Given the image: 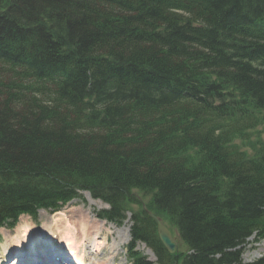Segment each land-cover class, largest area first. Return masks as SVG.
Masks as SVG:
<instances>
[{
  "label": "trees",
  "instance_id": "16d2710c",
  "mask_svg": "<svg viewBox=\"0 0 264 264\" xmlns=\"http://www.w3.org/2000/svg\"><path fill=\"white\" fill-rule=\"evenodd\" d=\"M78 190L132 264H264V0H0V227Z\"/></svg>",
  "mask_w": 264,
  "mask_h": 264
},
{
  "label": "bare ground",
  "instance_id": "6f19581e",
  "mask_svg": "<svg viewBox=\"0 0 264 264\" xmlns=\"http://www.w3.org/2000/svg\"><path fill=\"white\" fill-rule=\"evenodd\" d=\"M29 188H30V186H29ZM80 191H84V190H80ZM79 197H80V195H79ZM79 197L73 199L72 201L78 199ZM72 201H70L69 203H71ZM90 201H91V203H94L95 205H98L99 207L102 205L101 199H100L101 203L99 201L93 200L92 198H90ZM144 204L145 203H143L142 205L144 206ZM28 214H31V213H27V214L23 213L22 216H27ZM126 214H127V217L123 221L122 224H124V222H125V224L129 225V227L127 229L128 237L123 238L122 237L123 234H122V236H121L122 239L120 238L121 241H120V239H115L116 241L114 240L113 243L111 244V246L112 247L114 246L116 248V247H119L120 245H121V247H123L124 245L128 244L126 246V250H127L126 254H128V258L130 260L129 248L131 247V243H132V235H131L132 212L127 211ZM151 215H152V218L156 221V223H157L156 219H159L161 221V223L165 227L168 228V226L163 222V220L161 218V216L163 215L162 213L158 214V215H153V214H151ZM60 216L64 217L65 215L63 213H58V214H54L51 218L54 220L55 223H60L59 222L61 220ZM103 220H105V222H102V221L101 222L103 223L104 227H105L106 222H110V225H109L110 228H113V226H111V223L118 225V226L121 225V224H116V223L109 221L107 219H103ZM167 220H168V224H169L168 229L171 232V235L173 237L175 230L179 231L180 228L178 225H176L175 222L173 223L170 220V218H168ZM63 222L66 223L65 234L63 233V231H60V230L57 232L53 230L50 232L49 231H42V232H38V233H31L34 231L31 228V226H32L31 223H29L27 231H24L21 234V236L18 235L16 238H11V236L8 235L7 237H5L6 249L8 251H6L7 253L5 252L4 254H2L0 256L1 258H4L3 262L0 264H3L4 261H5V264H20V262L22 261L21 257L32 258L34 256L36 257V259L34 260L35 262L34 261L31 262V260L29 259V261L27 262L28 264H51V263H48L49 258L50 259L54 258V260L56 262H59L62 259L65 264H75L73 261L83 262L84 264H87V263L90 264L89 263L90 258H91L90 256L97 257V256H99L98 255L99 253L106 255V254H104V252L107 249V247L105 246V249H103V247H104V245H108L107 241H108L109 237L108 236L103 237L102 233H100V230H98L97 232H94L95 229L99 228V227H97V225H99V223L97 224V223L93 222L90 225L91 222L88 221V215H82L80 217V221L78 224L80 229L77 228L78 226L74 225L75 226L74 227L70 222H68L67 219H65ZM17 224H18V222H17ZM26 225H28V224H26ZM171 226H174V227L172 228ZM23 227L24 226L17 228L16 231L18 229H22ZM45 228H48V227L45 226ZM71 230H78V233L75 231L71 235H69ZM108 231H109V229H108ZM91 232H94V235H92V236L89 235ZM157 232H158V224H157ZM122 233H123V231H122ZM158 235H159V233H158ZM60 236H63V238ZM159 238L161 240L160 235H159ZM15 240H16V242L13 243ZM129 240H130V242H129ZM11 244H12V246H11ZM36 244L39 246H35V247H40V248H36L34 250H31L28 254H23V251H26V250L33 248V246ZM65 244L69 248V250L66 248ZM75 244H76V247H78V248H80V247L82 248L84 246L86 248L85 251L82 253H79L78 250H76L74 248ZM141 244H142V248L145 251V253L138 249V247L141 246ZM147 245L148 244L146 242L139 241L136 244L135 250L139 251L146 258V260L148 262H155L156 261V263H158L157 262V256L155 255L154 251L150 247H148ZM163 245H164V243H163ZM182 247L184 249H187L186 245H182ZM8 248H10V249H8ZM2 249H4L3 246H2ZM176 249H177V246H176ZM261 250H264V245L261 248ZM12 251L15 254L14 258H12V256H13ZM18 251H20V253H21L20 255H18V253H19ZM110 252H111V254H110L109 258L105 259V261H102L101 263H100V261H98L99 264H109V262H113L116 260L117 251L116 250L112 251V249H111ZM169 253H171V252H169ZM113 254H115V255H113ZM171 254H174V253H171ZM256 256H260V254H258ZM99 257L101 258V256H99ZM0 262H1V259H0ZM21 264H22V262H21ZM76 264H78V263H76Z\"/></svg>",
  "mask_w": 264,
  "mask_h": 264
},
{
  "label": "rangeland",
  "instance_id": "374dc122",
  "mask_svg": "<svg viewBox=\"0 0 264 264\" xmlns=\"http://www.w3.org/2000/svg\"><path fill=\"white\" fill-rule=\"evenodd\" d=\"M83 16H85V14L78 15L75 20L83 19ZM64 108H67V105L62 103L60 105L59 109H58V113L63 114L64 112H62V110ZM72 114H73L72 117H75L76 116L75 113H72ZM65 117H67V116H65ZM19 121L20 122H23L24 119L22 121L21 120H16L14 122V124H17ZM64 122L66 123L65 125H68L69 127H72L74 125L73 124V120L72 121H69V118L68 117H67V119H64ZM42 128H45L44 125L42 126ZM259 128H261V127H259ZM40 129H41V127H40ZM77 131L78 132L79 131L81 132V130H79V129H77ZM48 172H51V173H60V172L50 171V170H48ZM77 192H78V195H80V197L78 199L72 201L71 203H68L67 205H64L62 207V209H60L58 211H52V210H48V209L46 210L44 208L38 207L37 212H39V215H38L39 217H38V221L37 222H34L29 216H22L21 215L20 218H19L18 225L13 230H10V229H7V228H0V256L2 254H4L6 251H8L6 249V239H5V237H7L8 235H10L11 238H16L18 235L21 236V234L24 231H27L28 226H29V223H31V225H32L31 228L32 229H37L38 227H41V228H44L45 229L43 231H49L50 232V231H53L54 230V231L57 232V231L60 230V231H63V233L65 234V232H66V223L63 222L65 219H67L68 222H70L73 226L74 225L75 226H78L77 228L80 229V227L78 225L79 224V221H80V217L82 215H88V221L91 222L90 225L93 222L94 223H97V224L99 223V225L96 224L97 227H99V228L95 229L96 231L94 230V232H97L98 230H100V233H102V236L103 237H105V236H108L109 237L108 238V241H107L108 245H104V247H103V249H105V246L107 247V249L105 250L106 253L104 252V254H106V255H103V254L99 253L98 255L101 256V258L99 256H97V257L90 256L91 258H90V262L89 263L90 264H99L98 261H100V263L102 261H105V259H108L109 258L110 254H111L110 250L112 249V251L113 250H116L117 251V258H116L115 261L109 262V264H130L129 263V260H128V254H126L127 253L126 246L128 244L124 245L123 247H121V245H120L119 247H116V248L114 246L113 247L111 246V244L113 243V241L115 239H120L121 238L122 234H123V236H122L123 238H127L128 237V233H127L128 231H127V229L129 227V225L128 224H125V222H124V224H121L120 226L111 223V226H113V228H110L109 227L110 222H106L105 227H104L102 222H105V220H103L104 218L98 217L97 216V213L99 211H101V210L109 209L110 208V204H107L106 202H104L103 200H101L102 201V205L99 207L98 205H95L94 203H91L90 198H92L95 201H99L101 203L100 199H95V198L92 197L93 194H92L91 191H80V190H78ZM143 203H145L144 200H143ZM134 209H138V207L135 206ZM44 210L45 211H48V212H44ZM49 212L52 213V214H50ZM58 213H63L65 216L64 217L63 216H60V219H61L59 221L60 223H55L54 220L51 217L54 214H58ZM161 218H162L163 222L169 227L168 220H167L169 218V216L163 214L161 216ZM45 223H47V224H45ZM26 224H28V225H26ZM22 226H24L22 229H18L16 231L17 228L22 227ZM45 226L48 227V228H45ZM171 227L173 228L174 226H171ZM108 229H109V231H108ZM75 231L78 233V230H71L69 235H71ZM122 231H123V233H122ZM94 232H91L89 235H91V236L94 235ZM31 233H33V232H31ZM35 233H38V232H35ZM173 237H174L175 243L177 244V251L178 250H184V251H186V249H184L182 247L180 235H179V233H178L177 230H175ZM121 239H120V241H121ZM16 240L13 243H15ZM250 240H253V238L252 237L249 238V241ZM129 242H130V240H129ZM263 245H264V240L261 241L260 243L253 244V245L252 244H247L246 245V249H245V251L243 253V256H242L243 259L245 261H254V260H257L259 258V256H256V255H258V254L262 255L264 253V250H261V248L263 247ZM2 246L4 247V249H2ZM11 246H12V244H11ZM35 246H39V245L36 244V245L33 246V248H31L29 250H26V251H23V254H28L31 250H34L36 248H40V247H35ZM65 246H66V244H65ZM66 248L69 250V248L67 246H66ZM74 248L77 250L78 247H76V244L74 245ZM8 249H10V248H8ZM85 249L86 248L83 246L82 247V250H78V252L79 253H82V252L85 251ZM138 249L140 251H142V252L145 253V251L142 248V244H141V246L138 247ZM18 252H19L18 255H20L21 254L20 251H18ZM12 255H13L12 258H14L15 257V254L13 253V251H12ZM113 255H115V254H113ZM0 259L2 261L4 260V258H1V257H0ZM29 259L31 260V262H33L36 259V257L35 256L32 257V258H30V257H21V260L24 263H27L29 261ZM48 263L55 264L56 261L54 260V262H51L50 261ZM153 264H156V261L153 262Z\"/></svg>",
  "mask_w": 264,
  "mask_h": 264
},
{
  "label": "water",
  "instance_id": "95a60500",
  "mask_svg": "<svg viewBox=\"0 0 264 264\" xmlns=\"http://www.w3.org/2000/svg\"><path fill=\"white\" fill-rule=\"evenodd\" d=\"M156 220H157V224H158V233L161 237L162 242L164 243L166 248L169 250V252L175 253L177 250L176 249L177 245L175 244V242L173 240L171 232L169 231V229L167 227H165L161 223V221L159 219H156Z\"/></svg>",
  "mask_w": 264,
  "mask_h": 264
}]
</instances>
